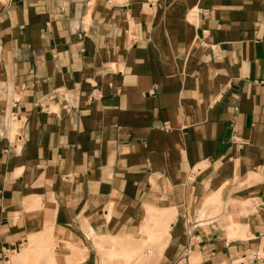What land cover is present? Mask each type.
<instances>
[{
	"label": "crops",
	"instance_id": "obj_1",
	"mask_svg": "<svg viewBox=\"0 0 264 264\" xmlns=\"http://www.w3.org/2000/svg\"><path fill=\"white\" fill-rule=\"evenodd\" d=\"M167 217L153 264H264V0H0V264Z\"/></svg>",
	"mask_w": 264,
	"mask_h": 264
},
{
	"label": "rangeland",
	"instance_id": "obj_2",
	"mask_svg": "<svg viewBox=\"0 0 264 264\" xmlns=\"http://www.w3.org/2000/svg\"><path fill=\"white\" fill-rule=\"evenodd\" d=\"M167 218L162 222L165 225L161 223L158 226H156V220H151V224L148 226V228H150L147 234L148 237L143 239H120L111 236H103L106 237L104 239L106 243L104 247L106 248L103 247V249L99 250L96 246V237L94 239V245L99 252V264H153L159 257V251L161 252V250L154 245L152 246V244L160 240L162 242V240L167 238L163 233L164 227L168 226L167 224L170 219L169 217ZM162 227L163 230L161 231ZM145 232L146 231L143 233ZM38 234L40 235H35L37 237L35 246L28 248L27 245H30L28 239L27 242L22 243L20 247L9 255L6 264H77L83 259L84 248L70 245L71 254L60 255L61 250L56 247L54 238L50 233L47 234L44 232ZM25 249L26 252H23ZM12 256H17V260L13 261Z\"/></svg>",
	"mask_w": 264,
	"mask_h": 264
},
{
	"label": "bare ground",
	"instance_id": "obj_3",
	"mask_svg": "<svg viewBox=\"0 0 264 264\" xmlns=\"http://www.w3.org/2000/svg\"><path fill=\"white\" fill-rule=\"evenodd\" d=\"M172 217V216H171ZM167 220H168V218H167ZM163 224V223H162ZM163 225H165V224H163ZM168 225V224H167ZM164 227V226H163ZM163 227H162V229H161V231L163 230ZM168 227L169 226H166V227H164V234H168ZM154 235H155V233H154ZM106 237H97V248L100 250V249H103V247H104V244H106L105 243V241H104V239H105ZM37 239H36V237H34V236H32L31 238H29V240H28V242L30 243V245L28 244L27 245V247L28 248H31V247H33V246H35V244H36V241ZM99 242V243H98ZM148 244V243H147ZM163 244H164V242H163V240H162V242H161V240L160 241H157V243H155V244H152V246L154 245V246H156L159 250H161L162 251V249H163ZM143 246V245H142ZM74 247H76L75 245H74ZM100 247V248H99ZM28 248H26V249H28ZM104 248H106V247H104ZM26 249H25V251H23V252H26ZM85 250V249H84ZM140 250V249H139ZM158 250V251H159ZM28 251V250H27ZM157 251V252H158ZM159 253H161L160 251H159ZM21 254V253H20ZM23 254V253H22ZM15 256V255H14ZM14 256H12L13 257V261H16L17 260V256L16 257H14ZM20 256V255H19ZM18 256V257H19ZM78 256V255H77ZM82 258V257H81ZM130 260V259H129ZM79 261V260H78ZM140 262V261H139Z\"/></svg>",
	"mask_w": 264,
	"mask_h": 264
},
{
	"label": "built area",
	"instance_id": "obj_4",
	"mask_svg": "<svg viewBox=\"0 0 264 264\" xmlns=\"http://www.w3.org/2000/svg\"><path fill=\"white\" fill-rule=\"evenodd\" d=\"M62 94H63L62 91L54 90V91H53V94L50 96V98H53V97H55V96L62 95Z\"/></svg>",
	"mask_w": 264,
	"mask_h": 264
}]
</instances>
